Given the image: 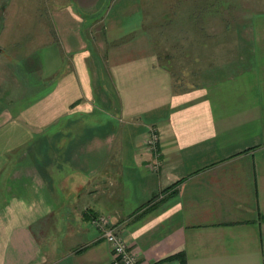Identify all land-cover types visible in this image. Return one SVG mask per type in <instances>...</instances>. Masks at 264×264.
Segmentation results:
<instances>
[{
    "label": "crops",
    "instance_id": "obj_1",
    "mask_svg": "<svg viewBox=\"0 0 264 264\" xmlns=\"http://www.w3.org/2000/svg\"><path fill=\"white\" fill-rule=\"evenodd\" d=\"M0 10V264H264V7Z\"/></svg>",
    "mask_w": 264,
    "mask_h": 264
},
{
    "label": "built area",
    "instance_id": "obj_2",
    "mask_svg": "<svg viewBox=\"0 0 264 264\" xmlns=\"http://www.w3.org/2000/svg\"><path fill=\"white\" fill-rule=\"evenodd\" d=\"M155 140L156 133L152 131L148 142L153 145ZM89 221L91 226L100 230L102 237L109 244L111 264H137L136 253L127 247L124 238L116 231V228L108 224L107 216L104 214L94 215Z\"/></svg>",
    "mask_w": 264,
    "mask_h": 264
},
{
    "label": "rangeland",
    "instance_id": "obj_3",
    "mask_svg": "<svg viewBox=\"0 0 264 264\" xmlns=\"http://www.w3.org/2000/svg\"><path fill=\"white\" fill-rule=\"evenodd\" d=\"M6 1V0H5ZM239 1V3H241V2H243V3H248V4H251V5H253L254 7H257V6H259V7H264V0H238ZM4 3V2H3ZM239 8H241V6L239 5ZM3 11L2 10H0V22H1V19H2V13ZM2 13V14H1ZM20 15H24V14H20ZM20 15H17L16 16V19L15 18H13V20H12V24L15 26V22H17V24L18 25H20V21H25L26 19H28V18H23L22 19V17L20 16ZM27 21V20H26ZM1 24V23H0ZM19 27H21V26H19ZM18 28V27H17ZM16 36H18L17 34H16ZM19 37V36H18ZM21 39H24V37H21ZM8 51L11 53L12 52V50H7V53H8ZM13 53V52H12ZM20 56V55H19ZM7 61H9V60H6V57L5 58H0V74H3L4 72H6L7 71V69L9 68V65H7L6 63H8Z\"/></svg>",
    "mask_w": 264,
    "mask_h": 264
}]
</instances>
